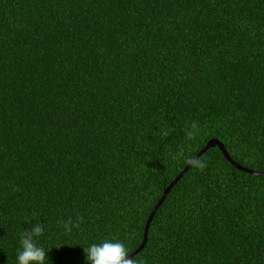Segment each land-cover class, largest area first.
<instances>
[{"label":"trees","instance_id":"16d2710c","mask_svg":"<svg viewBox=\"0 0 264 264\" xmlns=\"http://www.w3.org/2000/svg\"><path fill=\"white\" fill-rule=\"evenodd\" d=\"M198 125L195 138L186 130ZM264 264V0H0V264L84 248ZM79 227L64 230L60 221Z\"/></svg>","mask_w":264,"mask_h":264},{"label":"clouds","instance_id":"9594fccd","mask_svg":"<svg viewBox=\"0 0 264 264\" xmlns=\"http://www.w3.org/2000/svg\"><path fill=\"white\" fill-rule=\"evenodd\" d=\"M198 125L192 122L186 130V137L191 140L195 138ZM193 166L203 169L205 164L196 158L188 161ZM83 217L78 218L77 223H73L69 218L67 221H60L65 231L71 232L72 228L79 227V221ZM44 233V224L37 222L32 225L31 229H27L19 233L20 249L17 252L18 264H45L47 251L40 246L37 238ZM86 259L91 264H137L133 258H129V249L121 240H104L101 243H92L84 248Z\"/></svg>","mask_w":264,"mask_h":264},{"label":"water","instance_id":"95a60500","mask_svg":"<svg viewBox=\"0 0 264 264\" xmlns=\"http://www.w3.org/2000/svg\"><path fill=\"white\" fill-rule=\"evenodd\" d=\"M212 146H216L218 147L222 154L225 156V158L230 161L232 164H236L231 158L230 156L228 155L226 149L224 148L223 144L218 141L217 139L213 138V139H210L206 145L193 157V158H197L198 156H200L206 149H208L209 147H212ZM192 158V159H193ZM191 159V160H192ZM191 166V163L188 162V164H186V166L184 167V169L168 184V186L163 190V193H162V196L161 198L159 199V201L157 202V204L154 206L153 210L151 211L148 219L146 220V223H145V226H144V231H143V235H142V241L140 243V245L133 251L129 254V258L132 257L134 254H136L142 247L143 245L145 244L146 240H147V230H148V227H149V223H150V220L152 218V215L155 211V209L158 207V205L162 202L163 198L165 197L166 193L169 191V189L176 183V181L183 175V173ZM236 167L240 170H243V171H247L249 173H253V174H256V175H264V173L262 172H254L252 170H249L247 168H244V167H241L239 165H236Z\"/></svg>","mask_w":264,"mask_h":264}]
</instances>
